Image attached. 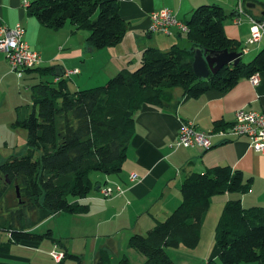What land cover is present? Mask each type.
Wrapping results in <instances>:
<instances>
[{
	"label": "trees",
	"instance_id": "obj_1",
	"mask_svg": "<svg viewBox=\"0 0 264 264\" xmlns=\"http://www.w3.org/2000/svg\"><path fill=\"white\" fill-rule=\"evenodd\" d=\"M259 4L264 9V2ZM26 11L48 28L69 23L74 31L87 29L88 41L97 49L117 44L127 29L117 0H29ZM235 12L217 4L197 6L185 21L188 47L175 43L167 50L147 48L136 69L122 68L102 85L71 90L68 79L54 75L53 67L27 68L38 73L30 85L32 102L17 107L14 121L15 127L27 132V151L0 163V256L8 257L11 244H37L48 237L63 254L55 261L50 249L52 261L66 264L71 258L81 264V256L69 252L62 237H53L52 229L37 233L32 228L60 212L88 211L84 198L100 188L91 175L122 171L142 106L174 105V88L189 97L209 90L225 92L239 80L264 71V45L251 60L245 62L240 56L238 62L225 63L205 78L192 69L193 48L204 55L241 51L240 43L223 29ZM52 75L56 80L47 77ZM35 151L39 152L36 158ZM9 189L13 198L7 195ZM247 190L242 172L227 165L192 172L179 185L180 203L145 232L131 234L127 246L143 255L141 264H175L166 248L198 245L211 198ZM217 218V260L212 257L205 264H264V206L244 207L241 198H228ZM111 260L109 252L103 251L92 264H111ZM129 263L126 253L117 262Z\"/></svg>",
	"mask_w": 264,
	"mask_h": 264
},
{
	"label": "crops",
	"instance_id": "obj_2",
	"mask_svg": "<svg viewBox=\"0 0 264 264\" xmlns=\"http://www.w3.org/2000/svg\"><path fill=\"white\" fill-rule=\"evenodd\" d=\"M25 1L29 0H0V23L8 27L21 23L25 28V40L40 54L38 65L53 67L54 75L68 79L71 90L102 84L120 69L137 64L145 49L163 50L182 40L186 32L180 33L175 28L170 35H154L159 32L148 29L152 11L167 7L173 10L178 20L185 22L191 12L204 3L225 4L229 11L236 10L235 0H212L213 3L210 0H117L120 16L127 22L126 32L117 44L97 49L90 45L87 29L74 31L68 23L59 29L45 27L27 13ZM254 1H246L244 6L248 11L240 15L238 22L234 20L235 12L223 24L225 34L240 43L243 60H251L264 45V29L258 41L247 42L251 18L264 20V9L257 2L259 0ZM247 3L254 6L247 7ZM144 38L152 41L153 45H145ZM74 69L76 71H72ZM36 75V71L27 69L17 75L10 70L5 53L0 51V124H5L0 126V131H15L17 107L31 104L30 85L36 80ZM54 75L47 77L56 80ZM257 76V84L244 78L225 92L209 90L198 97L182 96L180 88H174L171 90L174 105L167 108L144 105L138 110L122 171L116 175L93 173L91 178L98 182L100 188L90 191L83 200L88 205V211L83 215L90 211L93 216L97 215L96 235L106 234L105 237L94 238V247L90 249L91 264L103 251L109 252L111 261L119 260L122 248L118 249L116 236L120 231L127 229L129 238L133 233H143L156 220L168 215L181 201L179 185L192 172H203L216 165L238 169L248 184V190L240 195H218L225 198L224 203L228 198L238 197L244 207L264 206V151H255L245 136L221 134L231 127L237 109L264 112V71ZM28 79L32 80L31 83L25 82ZM187 121L192 122L197 130L211 132L209 148L200 145L176 147L179 129ZM2 141L0 139V145H5ZM131 173L137 176L133 179ZM115 185L120 186V193L102 195V187ZM245 201L248 205L244 204ZM152 208L157 211L151 212ZM77 231L81 235L86 233L81 228ZM73 234L69 231L64 236L72 237ZM113 242L115 245L111 246ZM66 247L69 251L70 242ZM209 248L210 258L216 257V247L209 243ZM49 251L45 252L48 256ZM2 259L4 256H0V264H4Z\"/></svg>",
	"mask_w": 264,
	"mask_h": 264
},
{
	"label": "rangeland",
	"instance_id": "obj_3",
	"mask_svg": "<svg viewBox=\"0 0 264 264\" xmlns=\"http://www.w3.org/2000/svg\"><path fill=\"white\" fill-rule=\"evenodd\" d=\"M210 1H211L210 3H213L212 0ZM246 1L247 0H235L234 8L236 9L239 6L243 7ZM250 1H254V0H250ZM257 2H260V0ZM204 4H207V3H204ZM216 4L224 8L226 12H229L228 6H226L225 4H222V5L219 3H216ZM96 14H97V11L93 17H95ZM227 21H229V19H227L226 22ZM154 35H160V33H154ZM143 42L145 43V45L146 44L153 45V42L148 40L147 38H144ZM172 42H175V39L172 40ZM176 43H179L180 46H184V47L189 46V43L187 42L185 36L182 38V40L176 41ZM167 49L169 48H166L163 50H167ZM140 58L141 57L139 56V60L137 64L135 63L134 65H131L130 67H128V69L130 70L136 69L140 64ZM244 60H246L245 62L249 61V59H244ZM38 66L41 67V65H38ZM24 70L25 69H23L22 72ZM31 81L32 80L28 79L25 82L31 83ZM35 81L37 80H34L32 83H34ZM104 83L105 82H103L102 84ZM102 84H99V85H102ZM0 126H5V124H0ZM14 128H15L14 129L15 131L13 130L0 131V139L3 140L5 143V145H0V163L5 161L11 155L21 156V155H24L27 151V146H26L27 132L26 130L21 127H14ZM38 155H39V152L35 151L34 158L38 157ZM113 175H116V174H113ZM7 195L9 198H13L14 191L12 189H9ZM224 200L225 198H223L220 195H215L213 198H211V206L209 210L207 211L205 217L203 218L201 238L197 246L193 248H185V247L166 248V252L168 253L169 257L175 262V264H205L210 259L211 251L209 248V243H211L214 247V244H215L214 229L217 223V219H218L217 217H219L221 213V208L224 203ZM244 204L248 205V202L245 201ZM150 211L155 213L157 210H155V208H152V210ZM96 221H97V215L93 216L91 211L86 216L83 214H70L66 212H60L56 216L55 215L50 216L45 221L39 223L32 229H35L37 233L46 232L47 229H52L54 238L62 237L66 245H68V242H70L71 247L69 248V252L75 253L78 255H84L82 256L81 264H91V261L93 260V258H92V253L90 249L91 247H94V242H93L94 238L95 237H105L104 235H106L104 233L96 235V233L94 232ZM101 221L103 222L106 220H101ZM80 228L82 231L86 232L84 235H81V233L77 231ZM69 231L70 232L73 231L74 234L72 235V237H65L64 234ZM127 231H128L127 229H123L116 236V239L118 241V249L122 248L120 250L122 252L120 253V256L124 255L125 253L127 254L128 253L127 249H129V251H131V253L127 254L129 255V259H130L129 264H141L142 261L144 260L143 255H141L134 249L129 248L127 246V238H128V235L130 234V233H127ZM145 231L146 230H144V232ZM3 236H4V233H2V238L4 239ZM114 245H115V242L111 244V246H114ZM53 247H54V242L48 237H45L41 242H38L37 246H24L21 244L20 245L11 244L9 245L10 252H9L8 257H4V259L2 260L4 264H56L47 255L50 249H56ZM89 253H91L90 258H89ZM40 254L42 255V258L40 257ZM65 261H66V264H74L71 258H67ZM117 261L115 262L112 261L111 264H117ZM241 264H254V263L253 262H248V263L242 262Z\"/></svg>",
	"mask_w": 264,
	"mask_h": 264
},
{
	"label": "built area",
	"instance_id": "obj_4",
	"mask_svg": "<svg viewBox=\"0 0 264 264\" xmlns=\"http://www.w3.org/2000/svg\"><path fill=\"white\" fill-rule=\"evenodd\" d=\"M24 4L26 6L27 1ZM244 12V7H237L234 20L238 22L240 15ZM173 28L179 32H187L188 30L185 22L178 20L172 9L163 7L150 13L148 29L151 32L170 35L172 34ZM263 29L264 20L251 18V32L247 42L253 43L258 41L261 38ZM24 34L25 28L19 22L13 27H8L6 24L0 23V51L5 53L10 70L16 72L19 76L23 69L34 67L41 60L40 54L29 46L24 38ZM72 71H76V69ZM249 79L253 84L258 83L257 74L251 75ZM234 117L231 127L221 134L245 136L249 139L250 146L255 151L263 152L264 112L237 109ZM211 136V132L197 130L194 128L192 122L187 121L181 125L175 145L176 147L200 145L204 148H209L211 145ZM136 176L137 174L131 173V178L134 179ZM100 191L106 197L114 193H120L122 190L120 186L115 185L114 187L104 186ZM50 255L55 261H59L63 254L61 251L53 249Z\"/></svg>",
	"mask_w": 264,
	"mask_h": 264
},
{
	"label": "water",
	"instance_id": "obj_5",
	"mask_svg": "<svg viewBox=\"0 0 264 264\" xmlns=\"http://www.w3.org/2000/svg\"><path fill=\"white\" fill-rule=\"evenodd\" d=\"M247 7L254 6L253 3H247ZM193 58L191 62L194 73L199 77H207L210 72L216 71L225 63H236L239 61L242 52H229L223 50L217 53L204 55L200 48H193Z\"/></svg>",
	"mask_w": 264,
	"mask_h": 264
}]
</instances>
